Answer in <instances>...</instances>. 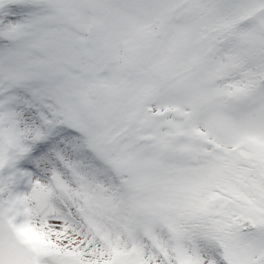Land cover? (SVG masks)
<instances>
[{
  "label": "snow or ice",
  "instance_id": "1",
  "mask_svg": "<svg viewBox=\"0 0 264 264\" xmlns=\"http://www.w3.org/2000/svg\"><path fill=\"white\" fill-rule=\"evenodd\" d=\"M0 264H264V0H0Z\"/></svg>",
  "mask_w": 264,
  "mask_h": 264
}]
</instances>
